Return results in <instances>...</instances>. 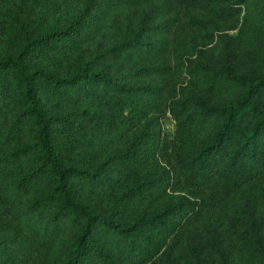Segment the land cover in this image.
I'll list each match as a JSON object with an SVG mask.
<instances>
[{"label":"trees","instance_id":"trees-1","mask_svg":"<svg viewBox=\"0 0 264 264\" xmlns=\"http://www.w3.org/2000/svg\"><path fill=\"white\" fill-rule=\"evenodd\" d=\"M64 1L0 0V264H264V0Z\"/></svg>","mask_w":264,"mask_h":264},{"label":"rangeland","instance_id":"rangeland-1","mask_svg":"<svg viewBox=\"0 0 264 264\" xmlns=\"http://www.w3.org/2000/svg\"><path fill=\"white\" fill-rule=\"evenodd\" d=\"M82 5L83 2L81 0H66L62 4H60L56 10H53L51 6L44 7L45 9H43V11H41L39 14H42L43 12L46 13V19L49 24L58 27L62 26L70 17H72L76 13V11L80 10ZM235 33V31L231 32V34L233 35ZM162 125L163 129L170 135L174 133V122L171 119L165 118Z\"/></svg>","mask_w":264,"mask_h":264}]
</instances>
